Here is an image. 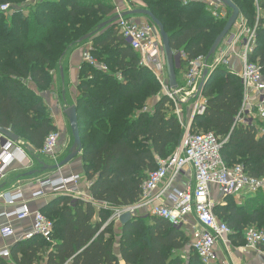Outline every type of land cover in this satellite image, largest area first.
Returning a JSON list of instances; mask_svg holds the SVG:
<instances>
[{
    "label": "trees",
    "instance_id": "1",
    "mask_svg": "<svg viewBox=\"0 0 264 264\" xmlns=\"http://www.w3.org/2000/svg\"><path fill=\"white\" fill-rule=\"evenodd\" d=\"M25 1L0 0L14 6L8 17L0 12V127L18 135L17 142L30 147L32 155L40 156L46 136L57 130L41 93L51 88L52 74L67 52L90 41L91 54L108 70L83 61L74 101L82 145L77 173L90 183L91 200L53 197L41 208L53 222L50 240H19L10 247L9 259L0 256V264H202L192 248L183 257L187 233L163 217L138 214L102 228L115 209L138 201L147 172L173 154L183 135L173 103L119 35L116 21L98 28L115 15L113 1ZM125 1L130 9L149 10L164 26L171 50L185 54L176 76L188 60L207 56L226 23L212 17L201 2ZM231 1L249 25L257 22L249 60L264 73V0H258V20L254 0ZM243 90L235 72L218 67L202 89L205 109L193 118L191 128L212 132L223 142L220 153L226 166L242 164L248 174L264 176V130H256L258 120L237 121ZM245 200L234 205L225 199V205L214 208L231 229L235 246L245 243L246 228L264 227V193ZM235 230H243L241 242Z\"/></svg>",
    "mask_w": 264,
    "mask_h": 264
},
{
    "label": "built area",
    "instance_id": "2",
    "mask_svg": "<svg viewBox=\"0 0 264 264\" xmlns=\"http://www.w3.org/2000/svg\"><path fill=\"white\" fill-rule=\"evenodd\" d=\"M36 1L38 0L25 2L34 4ZM182 2L204 3L210 15L219 20L227 21L231 14V10L219 0ZM254 4L258 20L260 17L258 0H254ZM13 8L14 6L9 3L0 2V12L10 13ZM116 23L119 35L139 54L140 64L152 71L163 93L173 103V112L183 126V135L173 154L165 159H159L158 167L147 172L138 201L115 209L102 228L109 222H118L119 217L125 212H129L131 216L150 214L163 217L177 227L186 226L193 219L189 248L194 250L202 264H217L218 246L227 241L232 231L225 222L217 218L215 206L225 205L224 197L246 199L248 196L264 193V176L255 177L248 174L242 164L226 166L220 153L223 142L212 132L194 131L191 124L193 118L202 114L205 109V98L202 90L199 91L203 72L206 70L212 73L218 67L225 66L235 72L243 83V101L237 121L247 120L251 123L258 120L262 125L256 127V130L259 132L264 130V73L258 63L249 60L256 42L257 22L253 26L249 25L239 12L231 30L209 59L200 55L188 60L182 82L177 84L176 88L168 86L161 40L154 26L147 20L136 21L129 16H120ZM90 50L91 44L84 49L83 61L95 68L108 70L107 65L99 62ZM233 58L238 60L235 70L231 68ZM180 59H186L182 52ZM118 78L121 79L119 76ZM182 104H186V115L181 108ZM60 142L62 143L61 131L59 129L51 131L38 154L53 156ZM26 158L23 143L13 142L0 134V180L14 162L23 163ZM82 184L89 188L90 183L79 173H70L37 180L36 190L30 193L28 199L24 198L21 189H17L13 194L0 192L5 204L12 207L11 210L1 211L0 218L31 220L17 237L10 221L0 224V237L3 240L13 238L17 242L40 236L49 241L53 222L41 211L31 213L27 200L39 199L48 193L71 195L73 198L85 200L80 191ZM214 190L220 194L219 199L216 198ZM18 202L20 203L17 205ZM244 238L246 247L257 248L264 245V231L253 226L245 229ZM10 247L5 245L1 248L0 256L9 259Z\"/></svg>",
    "mask_w": 264,
    "mask_h": 264
},
{
    "label": "crops",
    "instance_id": "3",
    "mask_svg": "<svg viewBox=\"0 0 264 264\" xmlns=\"http://www.w3.org/2000/svg\"><path fill=\"white\" fill-rule=\"evenodd\" d=\"M112 1L116 6L115 11H114L115 14H119V12H123L125 10L130 9V7H128L125 0H112ZM140 20H146V19L142 17L136 19V21H140ZM87 47H88L87 44L85 45V43H82L79 46H76L75 48L69 50L60 63V67H62L63 72H64L63 73L64 80H62L59 74L58 75L59 79L53 80V84L51 88L41 93V96L44 99V102L50 111V116L52 118V121L54 125L56 126V128L61 131L63 137L66 136V134L69 133V130H70V127H68L69 126L68 119L64 114V110L67 108V106L74 104L75 98L78 94L77 83L79 79V68H80V64L83 62L84 49ZM237 65H238L237 58H233L231 68L235 70L237 68ZM183 71H180L179 75L176 76L177 80L183 79ZM67 91L69 92L71 99H72V102L70 104L66 102ZM153 100L154 98H151L149 100V104H151ZM183 113L184 115H186L187 113L186 107ZM67 143L68 141L64 137L62 143H60L58 147L56 148V151H55L56 156L49 157L52 160L56 159V160H53V164L62 160L60 158L61 155L62 156L66 155L67 151L66 152L64 151V154H63V149L66 150L65 147L67 146ZM25 152L27 153L26 160H24L23 163L14 162L8 168L4 178L0 180V192H3L5 194H13L17 191V189H21L23 192L24 198L28 199V197H30V193L36 190L37 180H40L48 176L56 177L61 174L77 173L78 171L77 165L79 164L80 158L78 162H71L59 169H55V170L46 169L47 171L45 173H42L39 175L38 174L32 175L36 172V170H31L35 166V161L32 158V154L26 147H25ZM48 164H52V163H47V164L45 163V165H48ZM28 167H31V169L29 170L26 169V171L24 172V176H30V175L32 176L27 177V178H20L19 170L25 169ZM80 191L85 196V200L91 199L90 193L88 191V188L85 186V184H82L80 186ZM214 191H215L214 194H216V198H217V191L216 190ZM87 195H89L90 198ZM56 196L58 195H52V196L49 195V196H45L39 199L27 200L29 211L31 213H33L34 211H41V208L44 205H46L53 197H56ZM19 203L20 202H18L17 205ZM224 204H225V201H224ZM11 209L12 207L7 206L5 204L4 198L0 197V212L11 210ZM8 221H10L11 224L13 225L15 229V235L17 237V236H20L23 228H25L26 226L30 224L31 220L30 218H25L21 220H17L16 218H10V219H7L5 217L0 218V224L7 223ZM118 222H115L116 225L118 224ZM228 237H229V240H228ZM228 237L225 243L219 244L218 246V256H219L218 263L219 264H264V249L262 248V246L257 247V248L246 247L245 244L235 246L230 236ZM14 242L15 241L13 238H10L8 240H3L0 237V249L3 248L5 245L12 246ZM11 264L13 263L11 262ZM36 264H45V263L40 262ZM121 264H124V262L121 261Z\"/></svg>",
    "mask_w": 264,
    "mask_h": 264
},
{
    "label": "water",
    "instance_id": "4",
    "mask_svg": "<svg viewBox=\"0 0 264 264\" xmlns=\"http://www.w3.org/2000/svg\"><path fill=\"white\" fill-rule=\"evenodd\" d=\"M222 2L226 7H228L231 10L230 17L226 21L223 29L218 34L216 39L214 40L212 46L209 49V52L206 56V59H209L218 48L219 44L223 40V38L228 34V32L231 30L232 26L234 25L238 15H239V9L238 7L231 1V0H219ZM130 15H143L150 19V21L155 25V27L158 30L161 45H162V51H163V57L165 62V68H166V75H167V81L168 86L170 88H176L177 87V79H176V70L180 68V52L174 53L169 45V38L168 35L164 29V26L162 23L149 11L146 9H128L120 14H115L112 17H110L105 22H102L99 24L98 28H102L107 24H110L112 22H115L117 19H119L120 16H130ZM90 37V35H86L82 37L79 42H83L87 40ZM60 73L62 74V70L60 69ZM213 73V72H212ZM212 73H208L206 70L203 72V78L199 85V91H201L208 80V78L211 76ZM64 114L68 119L70 132L73 138L72 145L70 147V150L68 154L59 162L53 164V165H45L43 164V169H49V170H55L59 169L67 164H69L74 157L78 156L81 153L82 145H81V139L78 129V122H77V114H76V107L75 105H71L68 108L64 110ZM0 134L13 142H17L19 137L12 131L6 128L0 127ZM30 149V147H28ZM131 215L129 212H125L119 217V222L121 224L126 223L131 219Z\"/></svg>",
    "mask_w": 264,
    "mask_h": 264
},
{
    "label": "rangeland",
    "instance_id": "5",
    "mask_svg": "<svg viewBox=\"0 0 264 264\" xmlns=\"http://www.w3.org/2000/svg\"><path fill=\"white\" fill-rule=\"evenodd\" d=\"M25 12H27V11H25ZM259 13H260V10H259ZM8 14L9 13H5V16H7L8 17ZM261 15H263L264 16V14H263V11H261ZM6 17V18H7ZM129 17H132L133 19H137V18H140V17H142V18H145L143 15H130ZM89 42L90 41H85V42H83V43H85V45L87 44V46H89L90 44H91V46H92V43L90 42V44H89ZM60 69L62 70V75H61V73H60ZM237 69V68H236ZM63 69H62V67H58L54 72H53V80H58L59 78H58V75L60 74V76H61V78H62V80H64L63 79ZM180 82H182V80H180ZM66 102L68 103V104H70L71 102H72V99H71V96H70V94H69V92L67 91V99H66ZM64 103V102H63ZM189 103H191V102H189ZM74 105V104H73ZM71 106V105H70ZM69 106H67V108H68ZM185 107H186V104H182L181 105V108L183 109V111H185ZM262 125V123H256V127H259V126H261ZM69 127V126H68ZM69 130V129H68ZM67 133V132H66ZM67 136V137H66ZM66 136H64L66 139H67V141H68V143H67V146L65 147V149L66 150H64L63 149V154H64V151L66 152L67 151V153H66V155L68 154V152H69V150H70V147H71V145H72V142H73V139H72V135H71V132H70V130H69V133H67L66 134ZM64 137H62V138H64ZM63 141V140H62ZM62 146V145H61ZM64 146V145H63ZM62 148V147H61ZM61 154H62V152H61ZM66 155H64V156H62L61 155V159H63ZM56 156V153L53 155V156H45V155H40V156H34V155H32V158L34 159V161H35V166L33 167V169H31V167H28V168H25V169H21V170H19V174H20V178H27V177H30V176H32V175H39V174H42V173H45L47 170H42L43 169V164H47V163H52V164H48V165H53V160H56V159H50L49 157H55ZM79 156H76V157H74V159H72V161L71 162H78V160H79ZM59 159V158H58ZM59 162V161H58ZM70 162V163H71ZM26 169L27 170H29V169H31V170H36V172L34 173V174H32V175H30V176H24V172L26 171ZM21 172H23V173H21ZM64 175V174H63ZM52 194L53 193H48L46 196H52ZM219 197H220V194H218L217 193V198L219 199ZM225 199H226V202H227V204H228V202H232V204H234V205H242L246 200L245 199H242V198H236V197H231V198H228L227 199V197H224ZM230 199V200H229ZM226 202H225V204H226ZM218 207V206H217ZM216 207V208H217ZM215 208V209H216ZM44 214V213H43ZM46 217H47V215L46 214H44ZM193 225H194V221H193V219H191L190 221H189V223L186 225V226H181L180 228H183L186 232H187V236H188V246H186V248H185V250L184 251H182V255H183V257H185L187 254H188V250H189V245H190V240H191V237L189 236L190 235V231H193ZM253 227H255V228H257V229H259V230H263L264 231V227H259V226H257V225H254ZM236 231V230H235ZM236 236L239 238V240H240V242H241V238H242V236H243V230L240 232V231H236ZM245 244V243H244ZM40 263V262H39Z\"/></svg>",
    "mask_w": 264,
    "mask_h": 264
}]
</instances>
